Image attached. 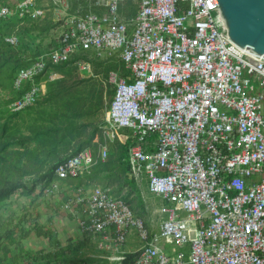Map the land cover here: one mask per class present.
I'll return each instance as SVG.
<instances>
[{"label":"built area","instance_id":"built-area-1","mask_svg":"<svg viewBox=\"0 0 264 264\" xmlns=\"http://www.w3.org/2000/svg\"><path fill=\"white\" fill-rule=\"evenodd\" d=\"M83 3L84 12L65 23L58 47L18 71L13 89L20 96L9 109L33 106L56 74L53 67L79 53L117 57L126 73H108L114 95L102 133L108 142L119 131L131 135L129 177L145 180L166 205L153 230L109 189L78 188L65 207L81 212L80 230L114 248L137 237L132 264H264V57L229 40L216 0ZM16 7L20 16L44 15L32 0ZM8 14L0 8L1 17ZM73 65L91 73L87 59ZM107 156L103 144L59 163L48 192L57 190L55 182L91 173Z\"/></svg>","mask_w":264,"mask_h":264},{"label":"rangeland","instance_id":"rangeland-1","mask_svg":"<svg viewBox=\"0 0 264 264\" xmlns=\"http://www.w3.org/2000/svg\"><path fill=\"white\" fill-rule=\"evenodd\" d=\"M16 1L20 2L21 0H7L11 5L15 4ZM32 1L34 3V0ZM36 4L44 11L43 18H52L55 23H58V27L49 33L46 40L43 41V48L50 39L57 40L62 31H64L65 23L69 19L80 15L84 11V3L81 0H36ZM134 15L133 13L132 16ZM95 70L98 72L97 76L94 75L91 63V73L82 74L75 69L72 80L65 76L63 81L66 84H71L75 80H86L91 77L92 80H96L106 87L104 75L99 73L100 70ZM114 71L121 75L120 70ZM61 76L57 72L53 75L52 81L49 82L60 79ZM112 89L114 90V87ZM9 92L8 89L3 90L0 88V102H2L0 104V133H2V125H7V140L8 138L14 140L10 143V146H5L4 152H0V159L3 160V155L7 158L6 167L4 164L0 170V187L6 183L22 182L30 188L34 181L35 184L32 192L18 190L0 203V246L2 247L0 250V263L25 264L26 261H24L23 254L26 251L35 253L39 250H50L49 240L37 237L34 233L32 229L34 224L41 226L43 229L51 230L63 246L68 244L69 240L76 242L88 238L87 246L76 253L81 259H86L87 264L112 263V257L106 258V254L103 253L106 251L98 249L106 244L100 241V236L94 235L92 236L94 239H92L90 238L91 236L88 237L80 230L78 220L81 212L77 210L75 205H71L68 208L65 207L78 189L74 186V182L71 184L55 182L57 190L50 193L47 190L50 185L42 191L44 179L41 177L54 159H63L71 150L77 149L79 151L86 148L96 153L99 146L103 144H106L108 149H110L112 142H108L102 133V126L106 118V107L95 112H93L94 110L90 111L89 107L82 108L81 115L74 117L75 123L71 118L73 129L66 137L69 143L63 147L59 143L56 149H51L49 146L28 139V137L31 138L36 131H41L45 128L51 131L64 132L63 126L66 124L59 121L56 115L58 104L48 99L45 93L33 106L19 112L17 117L9 120V116L12 113L8 108V104H6L11 97ZM74 96H70V99L72 100ZM65 147L68 148L67 152L64 151ZM0 150H3L1 149V143ZM2 160H0V164ZM118 171L119 168H114L106 171L108 173L94 175L88 182L84 178L80 182V187L83 186L84 190L90 191L96 186H108L115 193V196L121 197L123 201L131 202L132 212L135 216L142 218L149 228L158 229L159 217H161L158 211L166 203L161 198L155 197L148 192L143 179H135L138 192L133 191L129 185H124L120 188ZM40 192H42V195H39ZM38 195V199L35 200L34 198ZM21 228L29 230L30 235L27 239L20 238ZM8 231H13L12 241L4 237ZM127 241L126 247L136 248L140 246L139 240L135 236H128Z\"/></svg>","mask_w":264,"mask_h":264},{"label":"trees","instance_id":"trees-1","mask_svg":"<svg viewBox=\"0 0 264 264\" xmlns=\"http://www.w3.org/2000/svg\"><path fill=\"white\" fill-rule=\"evenodd\" d=\"M81 1L83 2L84 0ZM17 3L19 2L16 1L15 4L11 5L7 2V0H0V8L6 6L9 9V14L7 16H0V88L3 90L8 89L10 91L9 94L11 93V97L6 103L8 104V108L10 103L20 96V93L15 92V90L13 89V82L18 71L22 68L28 67L30 63L33 60L37 59L39 56L48 53L58 47V38L57 40L50 39L46 46H44V48L42 46L43 41L46 40L49 33H51L56 27H58V23H55L52 18L47 17L31 19L29 14H23L22 16H20V10L16 7ZM34 8L42 9L39 5L36 4V0H34ZM124 9L126 11V14L132 15L133 13H135V7H131V5H127L126 7H124ZM12 36L17 39L16 45H11L6 42V39ZM76 59L89 60L90 63H92L94 75H98V72L95 69L100 70L99 73L104 75L106 84L107 76L110 71L120 70L121 74L126 73L124 65L118 59H115V57L107 58L102 61L92 57L90 54L83 55L82 53H79V55L77 56L75 55L71 61L65 64L53 67L54 71L56 73L59 72L62 76L60 79H57L53 82L47 81L45 93L48 99L54 101L55 104H58L56 115L58 116L59 121L66 124L65 126H63L64 132L57 130L51 131L45 128L41 131H36L31 138L28 137V139H32L34 141H37V143L39 144L49 146L51 149H56L59 143L62 145V147L69 143L66 137L71 133V130L73 129V122L75 123L74 117H79V115H81L82 108L89 107L90 111L94 110L93 112H95L106 107L107 111L114 95V90L112 89L111 85L107 84L106 87H104L102 83H98L96 80H92L91 77L89 79L87 78L86 80H75L71 84H66L63 81V77L67 76L69 80H72L74 71L76 69L73 63ZM48 75L49 73H47L46 76ZM72 95H75L76 97L74 96L71 100L70 96ZM0 104H2V102H0ZM18 115L19 112H12L9 116V120L17 117ZM71 118L73 119V122L71 121ZM1 128L2 133H0V143L1 149L3 150H0V152H4L5 146H10V143H12V141L14 140H11L9 138L7 140V125H2ZM119 133L117 134L115 140L112 142L110 149H108L109 158L107 156V159L104 163H98L89 174L76 179L66 180V184H71L72 182H74L75 187L83 189V186L80 187V182L82 179L85 178L88 182V180H90V178H92L94 175L108 173L106 171L113 170L114 168H119L118 172L120 188L121 186L129 185V187L133 191L138 192L135 181L129 178L130 166L128 162L129 149L135 144V142L127 131H121ZM84 149L86 148H83L82 150ZM67 150L68 148L65 147L64 151L67 152ZM82 150H71L70 153H67L63 159L56 158L50 163L48 168L43 172V175L41 176L44 179L42 191L43 189H45V187H48L49 184L55 179L54 169L56 168V166L59 163L67 160L68 158L75 156ZM2 157L3 160L0 159L2 160L0 164V170L2 169L4 164L6 167L7 162V158L4 155ZM32 184V187L29 188L22 182L6 183L2 187H0V203L8 199L18 190L32 192L35 181ZM102 187L109 189L110 194L113 197L122 199L121 197L115 196V193L108 186L103 185ZM39 195H42V192H40ZM39 195L34 199H38ZM124 202L132 211L131 202L127 200ZM32 229L37 237L49 240L51 247L48 251L39 250L35 253L26 251L23 254L24 261H26L25 264H87V260L81 259L77 256L76 253L87 245L88 238H84L83 240H78L76 242L69 240V243L63 246L58 237L54 235L51 230L43 229L37 224H34ZM12 234L13 231H8L5 233L4 237L7 240L11 239L10 241H12ZM19 235L21 239H27L30 235V232L29 230L21 228ZM1 248L2 247L0 246V250ZM138 255V251L126 253L123 256L124 260H122L121 263L132 264ZM115 263L118 264V262H112L110 264Z\"/></svg>","mask_w":264,"mask_h":264},{"label":"water","instance_id":"water-1","mask_svg":"<svg viewBox=\"0 0 264 264\" xmlns=\"http://www.w3.org/2000/svg\"><path fill=\"white\" fill-rule=\"evenodd\" d=\"M233 44L264 57V0H216Z\"/></svg>","mask_w":264,"mask_h":264},{"label":"crops","instance_id":"crops-1","mask_svg":"<svg viewBox=\"0 0 264 264\" xmlns=\"http://www.w3.org/2000/svg\"><path fill=\"white\" fill-rule=\"evenodd\" d=\"M88 237H90V238H92V236H94V235H87ZM131 236V235H130ZM133 236V235H132ZM111 237H112V235H111ZM134 237V236H133ZM92 239H94V238H92ZM100 241H102V242H104V243H106V244H104V247H99L98 249L99 250H105L106 252H103L104 254H106V258L107 257H117V256H119V257H123L126 253H132V252H136V251H138L139 250V248H140V246H141V243H140V246H138V247H136V248H132V247H126V243L128 242H125L122 246H120L119 248H114V246H113V244H112V242H109V241H104L103 239H102V237L100 236ZM137 240V239H136ZM88 241H89V239H88ZM87 246V245H86ZM85 246V247H86ZM107 251H109V252H107ZM104 260H106V261H108L107 259H104ZM109 262V261H108ZM109 263H111V262H109Z\"/></svg>","mask_w":264,"mask_h":264}]
</instances>
